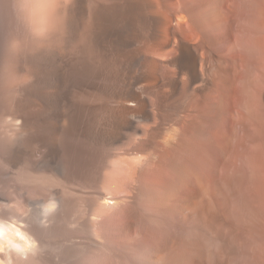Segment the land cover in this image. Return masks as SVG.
Instances as JSON below:
<instances>
[{
  "label": "bare ground",
  "instance_id": "6f19581e",
  "mask_svg": "<svg viewBox=\"0 0 264 264\" xmlns=\"http://www.w3.org/2000/svg\"><path fill=\"white\" fill-rule=\"evenodd\" d=\"M0 218L24 264H264V0H0Z\"/></svg>",
  "mask_w": 264,
  "mask_h": 264
},
{
  "label": "clouds",
  "instance_id": "9594fccd",
  "mask_svg": "<svg viewBox=\"0 0 264 264\" xmlns=\"http://www.w3.org/2000/svg\"><path fill=\"white\" fill-rule=\"evenodd\" d=\"M38 8H49L53 12L54 4L36 5ZM55 31V25L50 22L47 16L41 18L39 26L32 29V34L40 38H49ZM18 42H13L12 47L17 48ZM38 242L28 231L25 222L19 219L0 218V264H24L28 255L33 253Z\"/></svg>",
  "mask_w": 264,
  "mask_h": 264
}]
</instances>
